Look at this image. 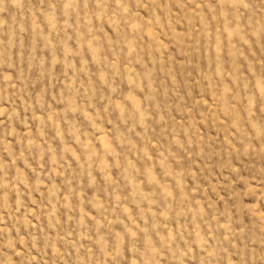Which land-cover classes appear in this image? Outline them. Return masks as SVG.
<instances>
[{"label":"rangeland","instance_id":"obj_1","mask_svg":"<svg viewBox=\"0 0 264 264\" xmlns=\"http://www.w3.org/2000/svg\"><path fill=\"white\" fill-rule=\"evenodd\" d=\"M0 264H264V0H0Z\"/></svg>","mask_w":264,"mask_h":264}]
</instances>
